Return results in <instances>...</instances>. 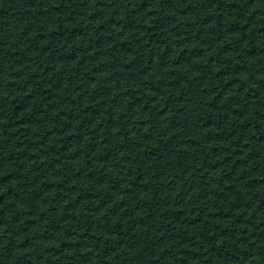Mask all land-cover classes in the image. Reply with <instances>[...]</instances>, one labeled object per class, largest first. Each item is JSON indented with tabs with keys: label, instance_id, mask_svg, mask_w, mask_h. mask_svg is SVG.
<instances>
[{
	"label": "trees",
	"instance_id": "16d2710c",
	"mask_svg": "<svg viewBox=\"0 0 264 264\" xmlns=\"http://www.w3.org/2000/svg\"><path fill=\"white\" fill-rule=\"evenodd\" d=\"M0 264H264V0H0Z\"/></svg>",
	"mask_w": 264,
	"mask_h": 264
}]
</instances>
